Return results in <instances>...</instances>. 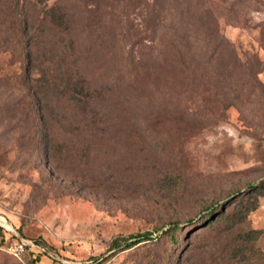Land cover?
I'll use <instances>...</instances> for the list:
<instances>
[{"label":"rangeland","instance_id":"374dc122","mask_svg":"<svg viewBox=\"0 0 264 264\" xmlns=\"http://www.w3.org/2000/svg\"><path fill=\"white\" fill-rule=\"evenodd\" d=\"M56 2L109 132L70 143L52 167L33 143L4 146L0 124V215L12 226L0 227L49 249L14 257L0 232V264H264V194L248 215L260 250L248 260L188 222L264 186V0ZM172 221L175 242L161 234ZM140 232L160 236L110 249Z\"/></svg>","mask_w":264,"mask_h":264},{"label":"trees","instance_id":"16d2710c","mask_svg":"<svg viewBox=\"0 0 264 264\" xmlns=\"http://www.w3.org/2000/svg\"><path fill=\"white\" fill-rule=\"evenodd\" d=\"M49 2L0 0V52L8 55L6 61L0 62V124L4 146L10 141L16 146L33 143L37 153H44L50 166L56 167L58 159H69L70 143H79L86 149L94 137L109 130L103 124L107 113L97 102L99 92L89 84L74 53L69 11L57 2ZM263 187L249 183L245 198L212 204L188 222L197 219L196 229L212 234L216 250L226 254L238 251L248 260L260 251L256 245L258 230L250 228L247 221L259 205ZM181 227L179 221H172L170 228L161 234L170 235L175 242ZM0 232L3 246L14 241L13 233L5 235L1 227ZM159 236L152 232L117 236L112 239L110 249L125 250L152 243ZM33 242L21 254H33L32 263L49 250L46 242L40 239ZM103 263L102 258L96 257L93 264Z\"/></svg>","mask_w":264,"mask_h":264},{"label":"built area","instance_id":"2783aa9c","mask_svg":"<svg viewBox=\"0 0 264 264\" xmlns=\"http://www.w3.org/2000/svg\"><path fill=\"white\" fill-rule=\"evenodd\" d=\"M27 245H33V243H29L25 239H19L10 242L6 248L7 251L12 255L20 257L21 254L26 250Z\"/></svg>","mask_w":264,"mask_h":264},{"label":"water","instance_id":"95a60500","mask_svg":"<svg viewBox=\"0 0 264 264\" xmlns=\"http://www.w3.org/2000/svg\"><path fill=\"white\" fill-rule=\"evenodd\" d=\"M10 223L8 222V220L6 219L5 216L0 215V226L5 227L7 229H11V225H9Z\"/></svg>","mask_w":264,"mask_h":264}]
</instances>
